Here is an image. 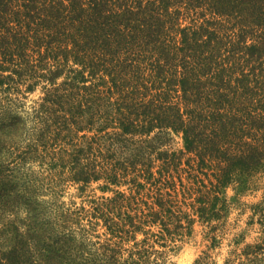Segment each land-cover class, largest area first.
Segmentation results:
<instances>
[{
    "label": "trees",
    "instance_id": "1",
    "mask_svg": "<svg viewBox=\"0 0 264 264\" xmlns=\"http://www.w3.org/2000/svg\"><path fill=\"white\" fill-rule=\"evenodd\" d=\"M256 182L264 0H0V264H166L152 243L198 222L214 248ZM72 186L89 208L63 200ZM241 208L224 264H261L264 193Z\"/></svg>",
    "mask_w": 264,
    "mask_h": 264
},
{
    "label": "rangeland",
    "instance_id": "2",
    "mask_svg": "<svg viewBox=\"0 0 264 264\" xmlns=\"http://www.w3.org/2000/svg\"><path fill=\"white\" fill-rule=\"evenodd\" d=\"M40 94L39 88L36 89L32 94L28 95L26 98V105L29 106L32 104L33 100H36ZM182 147V141L180 138L176 137L175 142L172 146L173 149H179ZM97 184H91V192H87L86 195L97 197H108L112 196L110 191L101 192L99 189H96ZM75 186L69 187L66 194L63 196V200L68 204L70 201L76 203L77 206H82V200L85 199L83 205L85 208H89L88 200L90 197L81 198L74 195L76 189ZM264 191V182H256L255 188L250 189L242 196L238 197V203L235 205L228 218L223 224H220L218 229L215 232L217 245L214 248H211V234L209 235L208 226L202 225L200 223H195L193 227V232L190 236H183L181 238L176 237V239L166 241H159L158 243L153 244V250L160 261L164 260L166 264H195L197 259L204 261L202 264H224L228 260L233 261L234 256V244L235 239L241 235V232L245 228V223L248 221V218L251 214L249 209L241 208L242 203L247 202L249 204L255 203L261 199ZM235 192L232 188L226 189V196L230 198L234 196ZM73 195V196H72ZM242 210V213H241ZM241 213V214H240ZM215 224V223H213ZM222 225V226H221ZM247 231L243 232V240L239 245V250L247 243H254L255 237L259 234L258 228L259 225L254 224L253 226L246 227ZM104 228L97 227V230L92 233L89 239L92 241V248H100L102 245L106 244V239L109 238L108 234H104ZM144 235L137 234L136 241L142 240ZM116 243V239H113V243ZM134 241H128L123 245V248L130 249L132 248ZM116 248V245H113ZM200 261V263H201ZM237 263V260H235ZM264 264V260L261 262Z\"/></svg>",
    "mask_w": 264,
    "mask_h": 264
}]
</instances>
